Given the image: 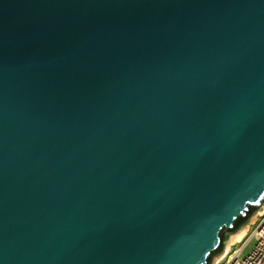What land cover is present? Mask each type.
<instances>
[{"label":"water","instance_id":"1","mask_svg":"<svg viewBox=\"0 0 264 264\" xmlns=\"http://www.w3.org/2000/svg\"><path fill=\"white\" fill-rule=\"evenodd\" d=\"M264 202V0H0V264H210Z\"/></svg>","mask_w":264,"mask_h":264},{"label":"built area","instance_id":"2","mask_svg":"<svg viewBox=\"0 0 264 264\" xmlns=\"http://www.w3.org/2000/svg\"><path fill=\"white\" fill-rule=\"evenodd\" d=\"M215 264H264V209L247 235Z\"/></svg>","mask_w":264,"mask_h":264},{"label":"rangeland","instance_id":"3","mask_svg":"<svg viewBox=\"0 0 264 264\" xmlns=\"http://www.w3.org/2000/svg\"><path fill=\"white\" fill-rule=\"evenodd\" d=\"M263 205H264V202L261 204L260 207H258L257 209L253 210V212L251 213V215H250V217L248 218V220H247L242 226H240L236 231H234V232H230V233H226V234H225V237H226L225 246H224V248H223L219 253L213 255V257H212V261L210 262V264H215V263H216V260H219V257H221V256L223 255L222 252H223V250L225 249V247H226V245L228 244V242L230 241V239H231V238H232L237 232H239L243 227H245L247 224L250 223L249 226H248V230H247V233H248V231L251 229V227H253L254 222L258 219V216H255L256 212H258V210H260V209L262 208ZM251 222H252V223H251ZM247 233H246V234H247ZM243 238H244V237H243ZM243 238H242V239H243ZM242 239H240V240H242ZM240 240H238V241L236 242V244H237ZM236 244H234V245L232 246V248H233Z\"/></svg>","mask_w":264,"mask_h":264},{"label":"bare ground","instance_id":"4","mask_svg":"<svg viewBox=\"0 0 264 264\" xmlns=\"http://www.w3.org/2000/svg\"><path fill=\"white\" fill-rule=\"evenodd\" d=\"M264 209V205L262 206V208L260 210H258V212H256L255 216H258L261 211ZM252 223V222H251ZM255 223V222H254ZM250 224V223H249ZM249 224H247L245 227H243L239 232H237L231 239L230 241L228 242V244L226 245L225 249L223 250L222 252V256L219 257V260L223 259L228 253L229 251L232 249V246L234 244H236V242L240 239H242L243 237H245L247 234V230H248V226ZM219 260H216L219 261Z\"/></svg>","mask_w":264,"mask_h":264},{"label":"trees","instance_id":"5","mask_svg":"<svg viewBox=\"0 0 264 264\" xmlns=\"http://www.w3.org/2000/svg\"><path fill=\"white\" fill-rule=\"evenodd\" d=\"M253 211V210H252Z\"/></svg>","mask_w":264,"mask_h":264}]
</instances>
